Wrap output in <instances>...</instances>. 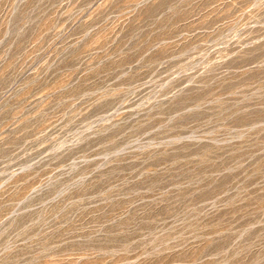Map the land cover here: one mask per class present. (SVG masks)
I'll return each mask as SVG.
<instances>
[{
	"label": "rangeland",
	"instance_id": "1",
	"mask_svg": "<svg viewBox=\"0 0 264 264\" xmlns=\"http://www.w3.org/2000/svg\"><path fill=\"white\" fill-rule=\"evenodd\" d=\"M0 264H264V0H0Z\"/></svg>",
	"mask_w": 264,
	"mask_h": 264
}]
</instances>
